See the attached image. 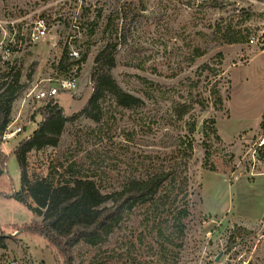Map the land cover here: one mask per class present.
Wrapping results in <instances>:
<instances>
[{
  "label": "rangeland",
  "instance_id": "374dc122",
  "mask_svg": "<svg viewBox=\"0 0 264 264\" xmlns=\"http://www.w3.org/2000/svg\"><path fill=\"white\" fill-rule=\"evenodd\" d=\"M132 3L136 16L124 24L117 12L128 11ZM240 10L264 13V0H0V41L15 40L9 43V62L0 60V85L18 76L23 89L12 103L10 122L24 128L8 141L0 139V237L5 244L0 264H61L44 236L22 228L41 218L21 191V167L14 154L43 121L44 108L55 103L69 119L56 146L27 154L31 181L49 175L59 180L74 163L79 175L92 176L104 192L118 191L132 175L170 167V154H178L181 141L193 140L191 215L185 236L177 240L182 247L170 246L178 255L170 253L172 259L164 263L159 254L149 253L148 243L157 237L137 213L112 235L110 246L90 249L87 257L108 253L113 256L109 264H264V16L254 15L242 25L236 16ZM41 19L48 35L30 43ZM229 22L243 29L257 26L258 33L244 44L215 38L213 30ZM116 29L127 39L118 47L112 72L145 105L127 110L107 98V113L96 123L79 113L93 92L90 75L109 39L106 32L115 34ZM220 59L218 81L201 72L202 65H217ZM9 63L19 66L10 71ZM46 79L54 85L57 79H75L77 88L38 99ZM213 85L221 89V109L213 105ZM202 99L207 109L198 104ZM183 103L190 112L180 120L175 109ZM208 119H215L219 139L205 133ZM209 140L207 156L204 142ZM118 239L135 245L133 256L114 246Z\"/></svg>",
  "mask_w": 264,
  "mask_h": 264
},
{
  "label": "trees",
  "instance_id": "16d2710c",
  "mask_svg": "<svg viewBox=\"0 0 264 264\" xmlns=\"http://www.w3.org/2000/svg\"><path fill=\"white\" fill-rule=\"evenodd\" d=\"M134 4L130 5L128 11L123 8L122 12H117L118 15H122L124 24L136 16ZM254 15L262 17L264 13L240 10L236 16L242 19L243 25ZM242 25L235 27L229 22L225 28H215L213 36L228 44L252 42L253 37L258 33V27L243 29ZM106 34H110L109 39L96 55L90 75L93 92L79 113L96 123L102 122L107 113L104 109L107 98L113 100L116 107L127 110L139 109L145 105L142 98L124 90L112 72L116 65L118 47L126 41V35L118 29L115 34L112 31L110 33L107 31ZM219 57L222 58L221 53ZM221 62L220 59L217 65L205 63L200 70L216 79L221 78L223 74ZM12 78V81H5L0 85L1 140L11 119L12 103L23 89V87L18 88V76ZM210 96L215 108L221 109L223 96L218 85L212 86ZM205 103L202 99L198 104L203 106V109H207L208 105ZM189 112L190 107L186 103L175 109V114L180 120L185 119ZM42 116L43 121L39 127L33 134L23 139L14 151L21 167V191H25L36 204L31 207L41 218V222L34 221L22 228L44 236L57 250L61 264H109L113 256L108 253L103 256L95 253L89 258L88 250L94 248L98 252L105 246H110L108 244L111 243L112 235L117 234V230L123 229L126 220L132 215L141 213L144 215V224L146 223L147 229H150V234L154 233V237H157V241L148 243L149 253L159 254L164 263H169L172 259L169 255L173 253L170 246L182 247V242L178 243L177 240L181 241L185 236L188 218L191 215L188 172L194 155L193 140L186 138V141H181L182 148L177 152L178 154L176 152L170 154L173 161L170 167L156 168L147 175H132L118 191L104 192L92 176L79 175L74 163L69 165V171L65 170L61 174L62 178L59 180H54V177L49 175L31 181L26 169L27 154L34 149L56 146L69 119L56 103L48 104ZM196 123L195 120L189 123L191 134L196 130ZM205 133L208 136L213 134V139H219L215 119L206 121ZM204 146L206 155L209 156L210 140L205 141ZM16 196L25 201L21 193ZM4 245L3 238L0 237V246ZM114 246L120 249L127 248V254L135 247L131 241L123 243L119 239ZM129 256L133 254L130 253Z\"/></svg>",
  "mask_w": 264,
  "mask_h": 264
},
{
  "label": "built area",
  "instance_id": "2783aa9c",
  "mask_svg": "<svg viewBox=\"0 0 264 264\" xmlns=\"http://www.w3.org/2000/svg\"><path fill=\"white\" fill-rule=\"evenodd\" d=\"M37 23L38 24H37L35 31H33L31 33V35H29V39H30L29 42L30 43H36L48 35L47 23H46L45 19H41ZM25 40H26V38H25ZM8 42L9 43L15 42V40L12 39V40H9ZM9 43L4 44L3 42L1 43V41H0V60L3 64H7L10 60V57L13 54V51H12L13 45H11ZM73 55L78 57L79 53L74 52ZM8 65H9L10 71H12L13 69L16 70L18 68L17 66H19L16 63H9ZM46 80H47L48 84H46V86L43 88L42 87L39 88L37 93H36V97L38 99L55 98L61 92L71 91V90H75L77 88V82L75 79H57L56 80L58 83L57 85H54L52 83V81H53L52 79H46ZM37 87H38V85H36V88ZM23 131H24V128L22 125H16L15 122L12 121V122H9V124L5 128L2 138L4 141H8V140L16 137V135L20 134ZM260 145L263 146L264 141Z\"/></svg>",
  "mask_w": 264,
  "mask_h": 264
}]
</instances>
